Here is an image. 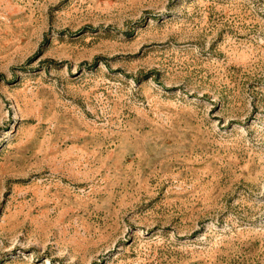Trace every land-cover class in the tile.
Masks as SVG:
<instances>
[{"label":"rangeland","instance_id":"obj_1","mask_svg":"<svg viewBox=\"0 0 264 264\" xmlns=\"http://www.w3.org/2000/svg\"><path fill=\"white\" fill-rule=\"evenodd\" d=\"M0 264H264V0H0Z\"/></svg>","mask_w":264,"mask_h":264}]
</instances>
